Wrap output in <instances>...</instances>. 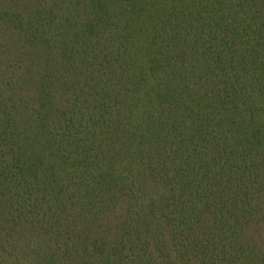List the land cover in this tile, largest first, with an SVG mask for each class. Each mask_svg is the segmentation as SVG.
<instances>
[{
    "label": "trees",
    "instance_id": "16d2710c",
    "mask_svg": "<svg viewBox=\"0 0 264 264\" xmlns=\"http://www.w3.org/2000/svg\"><path fill=\"white\" fill-rule=\"evenodd\" d=\"M0 264H264V0H0Z\"/></svg>",
    "mask_w": 264,
    "mask_h": 264
}]
</instances>
